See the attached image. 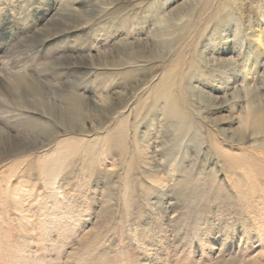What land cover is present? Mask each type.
Here are the masks:
<instances>
[{"label": "rangeland", "instance_id": "374dc122", "mask_svg": "<svg viewBox=\"0 0 264 264\" xmlns=\"http://www.w3.org/2000/svg\"><path fill=\"white\" fill-rule=\"evenodd\" d=\"M0 264H264V0H0Z\"/></svg>", "mask_w": 264, "mask_h": 264}]
</instances>
